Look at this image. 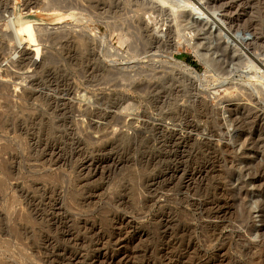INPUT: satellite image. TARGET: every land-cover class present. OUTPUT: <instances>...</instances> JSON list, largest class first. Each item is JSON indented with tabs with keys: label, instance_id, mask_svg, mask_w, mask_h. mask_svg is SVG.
Masks as SVG:
<instances>
[{
	"label": "rangeland",
	"instance_id": "374dc122",
	"mask_svg": "<svg viewBox=\"0 0 264 264\" xmlns=\"http://www.w3.org/2000/svg\"><path fill=\"white\" fill-rule=\"evenodd\" d=\"M161 2L0 0V264H264V0Z\"/></svg>",
	"mask_w": 264,
	"mask_h": 264
},
{
	"label": "bare ground",
	"instance_id": "6f19581e",
	"mask_svg": "<svg viewBox=\"0 0 264 264\" xmlns=\"http://www.w3.org/2000/svg\"><path fill=\"white\" fill-rule=\"evenodd\" d=\"M162 2H161V4L163 3V2H165V0H161ZM150 4H151V2H150ZM149 4V5H150ZM161 4H160V6H161ZM159 6V7H160ZM162 7V6H161ZM158 8V7H157ZM161 14V13H160ZM160 19V18H159ZM7 24H8V27H10V29H11V36L13 37V39L15 40V43H16V45H17V47L18 48H20V47H22V44H23V42L25 41V39H24V35H26L27 36V38L30 40V41H32V42H35L36 41V39H35V27H34V22L33 21H30V20H18L17 21V23H15L14 21H13V19L11 18V17H9L8 18V20H7V22H6ZM148 25V24H147ZM167 32V31H166ZM170 31H168V34H166L167 36V38H166V41H168L169 39H170ZM79 41V40H78ZM80 42L83 44V42L80 40ZM157 42V41H156ZM33 50L35 51V53H36V55L38 56V54H39V47L38 46H35L34 48H33ZM82 51V50H81ZM77 53V52H76ZM81 54V53H80ZM74 58H75V56H74ZM81 58V57H80ZM70 60V59H69ZM75 61V60H74ZM78 63V60L76 59V61H75V63ZM76 63V64H77ZM75 64V65H76ZM187 66V65H186ZM202 100V99H201ZM204 105V104H203ZM255 113V112H254ZM203 114H205V113H203ZM203 114H201V115H203ZM200 115V116H201ZM65 122H66V120H64ZM72 125V124H71ZM74 125H76L77 126V124H73L72 125V127L70 126V130H72V129H78V128H76V126H74ZM42 126V125H41ZM47 126L48 127H50L51 125L50 124H48L47 125V123H44V125H43V129H41V128H39L40 130H46L47 129ZM53 128V127H52ZM23 127L22 126H20V129H19V131L20 130H22L23 131ZM26 130V129H25ZM25 130H24V133H26L25 132ZM32 131V130H31ZM36 131H37V129H36ZM32 133V132H31ZM4 164V163H3ZM0 165H1V162H0ZM2 166H4V165H2Z\"/></svg>",
	"mask_w": 264,
	"mask_h": 264
}]
</instances>
